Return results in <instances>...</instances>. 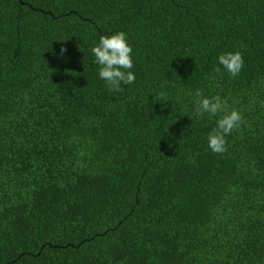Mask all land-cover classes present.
<instances>
[{
	"label": "trees",
	"instance_id": "obj_1",
	"mask_svg": "<svg viewBox=\"0 0 264 264\" xmlns=\"http://www.w3.org/2000/svg\"><path fill=\"white\" fill-rule=\"evenodd\" d=\"M197 89L243 117L224 153ZM0 264H264V0H0Z\"/></svg>",
	"mask_w": 264,
	"mask_h": 264
},
{
	"label": "clouds",
	"instance_id": "obj_2",
	"mask_svg": "<svg viewBox=\"0 0 264 264\" xmlns=\"http://www.w3.org/2000/svg\"><path fill=\"white\" fill-rule=\"evenodd\" d=\"M64 51L61 48V53ZM91 52L95 57V63L99 66L98 75L106 82L109 91L120 92L122 91L121 83H134L135 75L129 71L133 67L132 47L127 42L125 32L101 34L98 42L91 47ZM218 61L233 78L239 75L244 65L243 57L238 51L222 53L218 56ZM214 71L219 73L220 68H215ZM193 103L196 105L197 116H202L205 113L210 117L218 116L216 127L208 134L207 143L209 149L214 153L226 152L225 137L234 130H239L240 125L244 123L240 112L228 109L226 101L219 95L207 97L200 89L195 91ZM183 114L188 115L187 113Z\"/></svg>",
	"mask_w": 264,
	"mask_h": 264
}]
</instances>
